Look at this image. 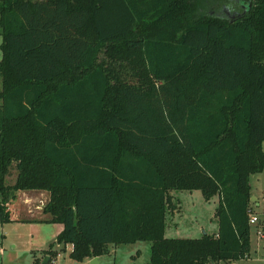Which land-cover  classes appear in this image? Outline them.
<instances>
[{
    "label": "trees",
    "instance_id": "16d2710c",
    "mask_svg": "<svg viewBox=\"0 0 264 264\" xmlns=\"http://www.w3.org/2000/svg\"><path fill=\"white\" fill-rule=\"evenodd\" d=\"M0 33V218L49 191L64 227L44 264L67 242L79 260L143 239L147 264L249 255L264 0H0ZM173 189L218 194V230L168 236Z\"/></svg>",
    "mask_w": 264,
    "mask_h": 264
},
{
    "label": "rangeland",
    "instance_id": "374dc122",
    "mask_svg": "<svg viewBox=\"0 0 264 264\" xmlns=\"http://www.w3.org/2000/svg\"><path fill=\"white\" fill-rule=\"evenodd\" d=\"M2 38L0 33V44ZM1 58L2 49L0 46ZM1 88L2 77L0 74ZM6 182L13 183L14 176H7ZM250 183L251 193L255 197L251 206L259 219L251 223L249 255L233 260L232 264H264V235L259 232L264 230V168L251 175ZM172 193L174 202L179 204L181 209L174 213L171 209L167 214L166 234L168 236L197 237L205 231L214 233L218 230V194L206 199L201 189H173ZM50 227V224L47 223L30 227L26 224L0 219V264H36V257L42 261L45 256L42 250L46 246L49 247L48 243L42 244L50 235L47 231ZM67 243L65 249L62 248V243H57L53 247L55 251L61 253H54L50 264H88L87 259L79 260L72 257L70 255L72 249L69 244L71 242ZM42 252L43 258L40 257ZM150 257L151 241L143 239L117 245L109 243L107 251L100 255L99 260L100 264H147ZM220 263L230 264L226 261Z\"/></svg>",
    "mask_w": 264,
    "mask_h": 264
},
{
    "label": "crops",
    "instance_id": "0c3cea01",
    "mask_svg": "<svg viewBox=\"0 0 264 264\" xmlns=\"http://www.w3.org/2000/svg\"><path fill=\"white\" fill-rule=\"evenodd\" d=\"M17 173H18L17 169L13 168L12 173L9 176V177L14 176V182L16 180ZM49 197H50V193L48 190L45 189H18L15 192V196L7 202L8 208L11 212V220L9 222H16L23 225L26 224L30 227L39 226V224H44V223L50 224L51 227L48 228L47 230L50 233V235L47 236V239L45 240L46 242H44L42 245H44L45 243H48L47 245H49L51 241L55 240L57 234L64 227V224L62 222H58V221L53 222V221L45 220V218L49 217V214L43 211V206L48 201ZM180 209L181 208L179 204H176V207L172 210V212L174 213L176 211H179ZM253 213H255L254 210ZM166 231H167V227H166ZM30 243L32 244V242ZM69 244H70V249H72L73 243H69ZM67 245L68 243H65L64 247L66 248ZM47 247L48 246H46L45 248ZM42 256H43V252L41 253L40 257ZM98 257H100V255ZM90 258L91 257L86 258L87 263L89 262ZM230 264H232V261Z\"/></svg>",
    "mask_w": 264,
    "mask_h": 264
},
{
    "label": "water",
    "instance_id": "95a60500",
    "mask_svg": "<svg viewBox=\"0 0 264 264\" xmlns=\"http://www.w3.org/2000/svg\"><path fill=\"white\" fill-rule=\"evenodd\" d=\"M251 199L254 200L255 197L252 195L251 196ZM50 256L49 255H46L42 261V264L46 263L48 260H49ZM88 264H100V260H99V257L96 255V256H93L89 259V262Z\"/></svg>",
    "mask_w": 264,
    "mask_h": 264
},
{
    "label": "built area",
    "instance_id": "2783aa9c",
    "mask_svg": "<svg viewBox=\"0 0 264 264\" xmlns=\"http://www.w3.org/2000/svg\"><path fill=\"white\" fill-rule=\"evenodd\" d=\"M259 219V216L256 214V213H251L250 214V222L253 223V222H256L257 220ZM262 235H264V230L262 231H259ZM60 253V252H59ZM58 253V254H59ZM53 261H55V259H53ZM215 264H221L220 262L219 263H215Z\"/></svg>",
    "mask_w": 264,
    "mask_h": 264
},
{
    "label": "flooded vegetation",
    "instance_id": "af4514ba",
    "mask_svg": "<svg viewBox=\"0 0 264 264\" xmlns=\"http://www.w3.org/2000/svg\"><path fill=\"white\" fill-rule=\"evenodd\" d=\"M227 12L229 13V10H227Z\"/></svg>",
    "mask_w": 264,
    "mask_h": 264
}]
</instances>
